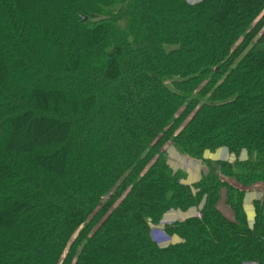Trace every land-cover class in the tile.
Listing matches in <instances>:
<instances>
[{
	"label": "trees",
	"instance_id": "1",
	"mask_svg": "<svg viewBox=\"0 0 264 264\" xmlns=\"http://www.w3.org/2000/svg\"><path fill=\"white\" fill-rule=\"evenodd\" d=\"M0 264H264V0H0Z\"/></svg>",
	"mask_w": 264,
	"mask_h": 264
},
{
	"label": "crops",
	"instance_id": "2",
	"mask_svg": "<svg viewBox=\"0 0 264 264\" xmlns=\"http://www.w3.org/2000/svg\"><path fill=\"white\" fill-rule=\"evenodd\" d=\"M167 155H168V163L173 170H181L185 172L186 174V178L184 181L185 184L191 185L199 180L200 165L198 163L182 157L179 153H177V151L172 146H168ZM203 157L211 161H226V162H233L236 159L234 155H230L228 151L224 148L219 149L215 152H205ZM245 159H246V153L241 152L238 157V160L243 161ZM261 190L262 188H254L251 191H249L243 199V208L249 226L253 224L254 213L252 208V202L261 197L262 195ZM195 212L196 211L194 209H190L184 213L168 212L163 216V220H165L166 222L183 221L187 218L194 216ZM227 216L228 218H231V214L229 212H227ZM167 242L168 241H164L162 243V246H165L164 244ZM169 242L170 244H176L179 242V239L173 236L169 239Z\"/></svg>",
	"mask_w": 264,
	"mask_h": 264
},
{
	"label": "rangeland",
	"instance_id": "3",
	"mask_svg": "<svg viewBox=\"0 0 264 264\" xmlns=\"http://www.w3.org/2000/svg\"><path fill=\"white\" fill-rule=\"evenodd\" d=\"M193 1H194V0H187V2H189V3L193 2ZM195 215H196V212H195L194 216H195ZM170 223H173V222H172V221L166 222L165 220L162 219V221H161V223H160V227H161L162 225L170 224ZM154 229H156V228H154ZM154 229H153V230H154ZM158 234H160L161 236L164 235L162 232H161V233H158ZM166 237H167V236H166ZM166 239H168V237H167ZM167 241H168V242L164 244L165 246L170 245L169 240H167ZM157 245H158V243H157ZM158 246H159V245H158ZM165 246H164V247H165ZM161 248H163V247L161 246Z\"/></svg>",
	"mask_w": 264,
	"mask_h": 264
},
{
	"label": "water",
	"instance_id": "4",
	"mask_svg": "<svg viewBox=\"0 0 264 264\" xmlns=\"http://www.w3.org/2000/svg\"><path fill=\"white\" fill-rule=\"evenodd\" d=\"M82 20L85 21L86 19L83 17ZM109 198H110V197H109Z\"/></svg>",
	"mask_w": 264,
	"mask_h": 264
},
{
	"label": "built area",
	"instance_id": "5",
	"mask_svg": "<svg viewBox=\"0 0 264 264\" xmlns=\"http://www.w3.org/2000/svg\"><path fill=\"white\" fill-rule=\"evenodd\" d=\"M197 217H199V214H196Z\"/></svg>",
	"mask_w": 264,
	"mask_h": 264
}]
</instances>
